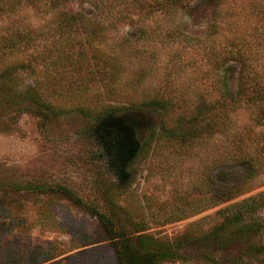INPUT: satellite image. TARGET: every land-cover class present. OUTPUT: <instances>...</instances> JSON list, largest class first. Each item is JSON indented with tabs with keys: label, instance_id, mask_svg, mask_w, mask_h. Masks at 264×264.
Masks as SVG:
<instances>
[{
	"label": "rangeland",
	"instance_id": "rangeland-1",
	"mask_svg": "<svg viewBox=\"0 0 264 264\" xmlns=\"http://www.w3.org/2000/svg\"><path fill=\"white\" fill-rule=\"evenodd\" d=\"M31 1L0 0V37L23 28L42 36L51 31V0ZM68 3L71 13L89 16L95 11L90 1ZM186 3L176 9L150 10L142 4H123L117 14L96 13L105 26L101 38L92 43L81 28L71 32L70 48L68 41L53 44L51 37L41 39L42 51L51 47L52 60L54 48L69 53L53 68L39 64L37 89L59 113L15 115L13 108L0 112V222L9 215L23 220L11 234L0 236V264H25L29 253L35 252L39 259L51 245L56 257L42 264H107L106 241L89 242V234L99 225L96 217L51 191L14 190V183L70 186L84 200H98L117 228L122 224L129 233L149 232L170 239L210 230L223 221L218 212L224 206L264 191L261 167L235 197L213 199L221 186L214 175L218 167L238 166L243 172L239 163L245 155L262 157L264 0ZM217 52L220 61H214ZM236 52L247 62V79L239 78L241 62ZM26 79L29 83L31 77ZM153 96L174 104L165 115L150 113L143 136L153 134L151 145L132 165V181L118 187L100 151L84 133L90 119L69 108L84 104L99 108L107 103L123 107ZM214 103L211 109L217 113L222 104L232 108L219 131L194 135L187 144L168 141L161 134V120L172 126ZM257 213L264 220V206ZM252 241V237L237 241L228 247L229 253ZM204 250L216 254L212 246L197 241L184 249L188 260L162 264H204L195 258ZM246 263L264 264V254L249 256Z\"/></svg>",
	"mask_w": 264,
	"mask_h": 264
},
{
	"label": "trees",
	"instance_id": "trees-1",
	"mask_svg": "<svg viewBox=\"0 0 264 264\" xmlns=\"http://www.w3.org/2000/svg\"><path fill=\"white\" fill-rule=\"evenodd\" d=\"M27 1L32 2L31 0ZM84 1H90L93 4L95 11L89 16L84 15L82 11L69 12L68 0H51L50 7L53 10L51 22L53 25L51 31L45 32L46 36H42L43 33L41 32L40 35L34 29L23 28L10 31L0 37V112L12 108L15 109V115L32 111L55 116V112H58L53 103L44 98L45 95H41L38 90L40 87L39 64L41 63L42 67L53 68L58 59L68 58L69 53L62 52L61 47L54 48L55 56L52 60L49 56L52 51L50 46V48L42 51L45 46L41 43V39L44 37L53 38V44L68 41L70 48L73 44L72 39H70L73 35L71 32L73 31L75 34L81 28L86 33L87 42L92 43L99 37L100 31L105 26L101 22V17L98 16V19L95 17L96 13L117 14L123 4L130 5V7H137L142 4L149 10L154 7L161 9L173 7L176 9V7H183L187 4L186 0ZM217 11L219 14L220 10L216 9V13ZM119 18L123 19L124 17L119 16ZM128 19L132 21L133 18L129 15ZM225 52L229 56V52L227 50ZM79 54L81 55V53ZM217 56L218 52L214 61H217ZM238 60L241 62L239 78L247 79V74L244 72L247 62L240 54ZM27 76L31 77L29 83L26 79ZM173 104L171 99L153 96L141 104L130 102L122 107L116 103H107L99 108L84 104L69 108V110L73 109L72 111L80 112L90 119L84 133L90 137L100 151L108 171L116 181L115 183L118 187H124L133 179L132 165L135 160L144 154L151 145L153 134L146 138L143 136V130L150 125V113L156 110L157 113L165 115ZM206 106L204 109H197L188 118H180L172 126L161 120L158 125L161 134L166 136L168 141L175 139L182 144H187L194 138V135H208L212 131H219L228 119V111L232 109L231 106L227 108V105L222 104V110L219 109L218 113L211 109L216 106L215 103ZM213 116L215 117L214 120ZM259 118L264 125V109H262ZM201 121L204 123L199 128L198 124ZM184 123H187L186 127L183 126ZM154 133H158V131L155 130ZM261 153L262 157L253 155L243 157L242 162L239 163L245 169L243 172L239 171L238 166L217 168L214 175L217 181L221 182V186L218 185L220 192L214 194L213 199L217 198L216 202L235 197L238 193L237 189L245 181L253 180L259 175L261 167L262 170L264 169V142H262ZM262 173L264 172L262 171ZM12 187L14 190L26 189V192L51 191L70 201L82 211L96 217L99 225L94 227L92 233L89 234V242L106 241L107 255L105 260L107 264H162L167 261H185L189 259L184 252L185 247L197 241L201 242L204 247L212 246L216 251V254H213L211 251L204 250L195 257L204 264H247V257L264 254V220L257 213L258 208L264 206V200H262L264 191H261L257 196H250L224 206L218 212L223 216V221L215 224L210 230L201 234L185 232L170 239L164 236H154L149 232L129 233L125 231L122 224H119L117 228L114 217L102 209L98 200H84L67 185L46 186L40 183L27 185L14 183ZM9 217L6 221L0 222V236L11 234L23 224L22 219L11 215ZM249 237H252L254 241L248 242L243 249L238 248L235 253H229L228 247L230 245H234L237 241L242 243ZM54 249L55 245H51L43 250L42 257L39 259L35 257L36 252L29 253L25 264H42L55 258Z\"/></svg>",
	"mask_w": 264,
	"mask_h": 264
}]
</instances>
